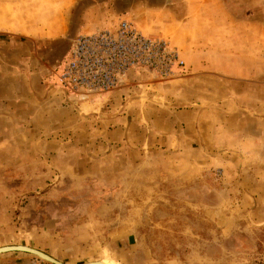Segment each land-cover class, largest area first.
Returning a JSON list of instances; mask_svg holds the SVG:
<instances>
[{
    "label": "rangeland",
    "instance_id": "rangeland-1",
    "mask_svg": "<svg viewBox=\"0 0 264 264\" xmlns=\"http://www.w3.org/2000/svg\"><path fill=\"white\" fill-rule=\"evenodd\" d=\"M17 1L4 17H34L53 61L15 109L29 121L0 133V247L63 264H264V0H189L188 27L161 37L187 70L93 98L56 88L69 40L40 39L59 22Z\"/></svg>",
    "mask_w": 264,
    "mask_h": 264
},
{
    "label": "crops",
    "instance_id": "crops-1",
    "mask_svg": "<svg viewBox=\"0 0 264 264\" xmlns=\"http://www.w3.org/2000/svg\"><path fill=\"white\" fill-rule=\"evenodd\" d=\"M41 3L42 6L49 7V10L41 15L37 14L36 17H48L47 21L55 20L59 23L49 29L52 35L38 37L46 38L45 42H51V39L61 41L67 39L69 43L76 35L95 32L115 25L119 20L129 21L136 29L150 37L161 38L168 33L179 35L181 29L188 27L182 20L184 13L179 12V8L190 5L189 0H43ZM16 4H18L17 0L6 2L0 0V133H3L4 126L8 127L6 132L13 133L9 129L11 128L9 124L14 120L20 123L29 121L28 114L17 113L15 109L20 104L33 103L31 98L34 95L31 93L34 83L39 81V74L43 76L42 81L47 82L46 75L42 71L44 66H48L46 62L53 61L51 57L40 56L41 54L36 51L34 40L32 41L33 36L24 25L34 22L36 20L34 17L19 11L13 14L11 20L4 17L3 8L15 7ZM36 6L39 4L33 1L26 4V7ZM52 7H56L57 10ZM5 22L12 25L4 27L2 24ZM68 48L69 45L64 54L67 53ZM186 56L192 64L190 55ZM47 74L49 75V71ZM22 93H25V97H22ZM236 96L243 97L239 94ZM10 107L13 109L5 111ZM0 264H33V262L29 258L11 256L0 257Z\"/></svg>",
    "mask_w": 264,
    "mask_h": 264
},
{
    "label": "built area",
    "instance_id": "built-area-1",
    "mask_svg": "<svg viewBox=\"0 0 264 264\" xmlns=\"http://www.w3.org/2000/svg\"><path fill=\"white\" fill-rule=\"evenodd\" d=\"M187 70L180 51L150 37L127 20L70 40L65 58L53 67L56 88L93 98L145 79L168 80Z\"/></svg>",
    "mask_w": 264,
    "mask_h": 264
},
{
    "label": "water",
    "instance_id": "water-1",
    "mask_svg": "<svg viewBox=\"0 0 264 264\" xmlns=\"http://www.w3.org/2000/svg\"><path fill=\"white\" fill-rule=\"evenodd\" d=\"M6 252H24V253H28L31 254L33 256H36L38 258L44 259V261L50 263V264H63L62 262H59L57 260H55L54 258H52L51 256L36 250L34 248H30L27 246H4V247H0V254L2 253H6ZM85 264H100L98 262H91V263H85Z\"/></svg>",
    "mask_w": 264,
    "mask_h": 264
},
{
    "label": "bare ground",
    "instance_id": "bare-ground-1",
    "mask_svg": "<svg viewBox=\"0 0 264 264\" xmlns=\"http://www.w3.org/2000/svg\"><path fill=\"white\" fill-rule=\"evenodd\" d=\"M4 247V246H3ZM41 259V258H40ZM42 260H44V259H42ZM89 263H91V262H89ZM98 263H100V264H108V262L106 263V262H101V261H99Z\"/></svg>",
    "mask_w": 264,
    "mask_h": 264
}]
</instances>
